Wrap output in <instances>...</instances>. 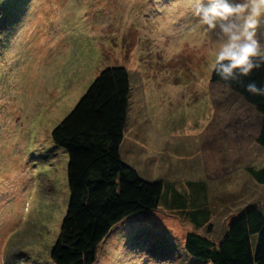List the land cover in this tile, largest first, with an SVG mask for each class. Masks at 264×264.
Here are the masks:
<instances>
[{
	"label": "rangeland",
	"instance_id": "1",
	"mask_svg": "<svg viewBox=\"0 0 264 264\" xmlns=\"http://www.w3.org/2000/svg\"><path fill=\"white\" fill-rule=\"evenodd\" d=\"M211 50L189 0H0V264H55L68 157L51 133L111 67L131 84L122 159L181 192L203 181L210 217L200 230L164 206L124 219L93 264H192L187 233L218 241L250 205L264 217L246 172L264 164L259 114L211 82Z\"/></svg>",
	"mask_w": 264,
	"mask_h": 264
},
{
	"label": "trees",
	"instance_id": "2",
	"mask_svg": "<svg viewBox=\"0 0 264 264\" xmlns=\"http://www.w3.org/2000/svg\"><path fill=\"white\" fill-rule=\"evenodd\" d=\"M210 80L225 86L215 73ZM250 81L264 85V67L244 78L245 84ZM227 88L258 112L255 143L264 150V97L248 93L239 83ZM130 93L125 68L104 69L51 133L53 144L68 157L69 200L50 254L55 264H93L99 245L116 225L160 206L179 211L196 229L209 224L203 181H189L181 192L171 183L144 179L122 159ZM246 172L264 187V164ZM181 249L192 264H264V217L259 206H247L232 216L218 241L187 233Z\"/></svg>",
	"mask_w": 264,
	"mask_h": 264
},
{
	"label": "clouds",
	"instance_id": "3",
	"mask_svg": "<svg viewBox=\"0 0 264 264\" xmlns=\"http://www.w3.org/2000/svg\"><path fill=\"white\" fill-rule=\"evenodd\" d=\"M193 15L204 26L212 45L209 71L226 87L239 83L255 96L264 97V85L244 83L254 70L264 67V0H189Z\"/></svg>",
	"mask_w": 264,
	"mask_h": 264
},
{
	"label": "crops",
	"instance_id": "4",
	"mask_svg": "<svg viewBox=\"0 0 264 264\" xmlns=\"http://www.w3.org/2000/svg\"><path fill=\"white\" fill-rule=\"evenodd\" d=\"M127 163V162H126ZM150 181H155V180H150ZM163 182V181H162Z\"/></svg>",
	"mask_w": 264,
	"mask_h": 264
}]
</instances>
